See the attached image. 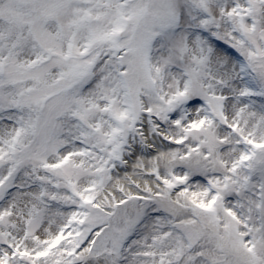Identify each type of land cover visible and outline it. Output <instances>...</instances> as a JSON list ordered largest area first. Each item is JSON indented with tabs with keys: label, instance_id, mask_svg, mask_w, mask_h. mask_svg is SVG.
Returning <instances> with one entry per match:
<instances>
[{
	"label": "snow or ice",
	"instance_id": "1",
	"mask_svg": "<svg viewBox=\"0 0 264 264\" xmlns=\"http://www.w3.org/2000/svg\"><path fill=\"white\" fill-rule=\"evenodd\" d=\"M0 264H264V0H0Z\"/></svg>",
	"mask_w": 264,
	"mask_h": 264
}]
</instances>
